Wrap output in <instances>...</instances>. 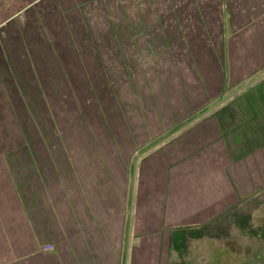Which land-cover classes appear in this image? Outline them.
Listing matches in <instances>:
<instances>
[{
	"label": "rangeland",
	"instance_id": "374dc122",
	"mask_svg": "<svg viewBox=\"0 0 264 264\" xmlns=\"http://www.w3.org/2000/svg\"><path fill=\"white\" fill-rule=\"evenodd\" d=\"M30 1L0 28V215L51 245L0 228V264H264V15Z\"/></svg>",
	"mask_w": 264,
	"mask_h": 264
},
{
	"label": "crops",
	"instance_id": "0c3cea01",
	"mask_svg": "<svg viewBox=\"0 0 264 264\" xmlns=\"http://www.w3.org/2000/svg\"><path fill=\"white\" fill-rule=\"evenodd\" d=\"M61 1L62 0H58L57 4H59V2L61 4ZM29 2L31 1L30 0H0V28L6 25L7 23H9L10 21H12L18 14L20 13L22 14L23 11L26 9L25 4L28 5ZM228 2L230 5L237 6L238 7L237 11L240 12V15L245 14V16H247V21L253 20L254 22H256L261 16L264 15V0H228ZM61 5L63 6L64 4ZM61 5L59 6L61 7ZM130 189H131L130 191H132V188ZM130 195H132V192L130 193ZM6 205L8 206L9 204ZM9 213L10 212L8 210H5L4 213L3 212L1 213L0 228H3L5 230V234L8 241L12 245H15L14 253L18 251L15 249L18 243H21L22 245L23 254H26L27 252L26 246L34 247L36 243L39 242V239L44 242L43 246L51 245L50 240H48L49 237L48 233L44 232L45 228L46 229L49 228L46 224L47 222L42 221L40 219H36L34 221V227H36L39 236L33 233L31 235L27 230V225L21 221L22 219H20V223H16V222L14 223V219L16 218L17 215H19L18 210H16L15 214L14 211L12 210L11 214H13V216L11 217L7 215ZM130 214H131V209H130ZM19 228L21 231L20 233H18ZM39 229L42 230L41 233ZM124 234H125L124 239H126V227ZM124 246H125V241H124ZM125 259H126V253L124 252L123 264H125ZM7 260L11 262L13 261V257H11L10 253Z\"/></svg>",
	"mask_w": 264,
	"mask_h": 264
},
{
	"label": "built area",
	"instance_id": "2783aa9c",
	"mask_svg": "<svg viewBox=\"0 0 264 264\" xmlns=\"http://www.w3.org/2000/svg\"><path fill=\"white\" fill-rule=\"evenodd\" d=\"M45 249H46V250H50V249H51V247H50V246H47Z\"/></svg>",
	"mask_w": 264,
	"mask_h": 264
},
{
	"label": "water",
	"instance_id": "95a60500",
	"mask_svg": "<svg viewBox=\"0 0 264 264\" xmlns=\"http://www.w3.org/2000/svg\"><path fill=\"white\" fill-rule=\"evenodd\" d=\"M171 135H172V134H171ZM171 135H170V136H171ZM132 180H133V178H132ZM125 263H126V259H125Z\"/></svg>",
	"mask_w": 264,
	"mask_h": 264
}]
</instances>
